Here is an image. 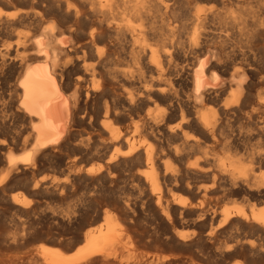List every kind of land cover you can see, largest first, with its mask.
<instances>
[{"label": "bare ground", "instance_id": "6f19581e", "mask_svg": "<svg viewBox=\"0 0 264 264\" xmlns=\"http://www.w3.org/2000/svg\"><path fill=\"white\" fill-rule=\"evenodd\" d=\"M246 24L251 28L264 29V0H0V85L8 86L6 97L0 94V208L7 211L0 214V255L19 248L21 241L26 239V229L20 218L30 214L32 202L22 192L13 193L9 200L1 196L15 182H25L30 197L40 196L38 188L43 179L34 181L31 186L30 176L44 158L56 151H64L70 144L82 112L92 118V114L85 113L88 105L94 107L95 118L92 119L99 122V130L107 135L109 142L99 143L96 150L101 165L89 168L86 174L100 184L108 182L112 169H123L132 163L143 167L142 172L136 174L138 180L134 181L143 182L157 195L155 203L160 216H155V220L173 223L177 214L181 216L190 208V203L177 204L175 197L176 200L171 202L166 198L170 193L174 194L181 183L187 182V189L192 190L194 187L189 180L199 176L208 177L212 186L208 185L212 188L198 187V194L207 196L215 188L226 185L259 204L264 202L262 143H259L260 149L248 148L250 136L240 137L230 126H225L226 123L241 122L247 134L255 133L259 138H255L256 143L264 135V94L257 91V83H264V78L258 76L260 72L257 74L252 70L255 69V58L259 55L264 58V46L255 48V44L244 41L241 30L240 38H235L232 35L236 32L230 35V30L226 29ZM235 65H239L236 71ZM231 67L235 72L230 73L229 78H222L220 75ZM70 89L72 92L68 93ZM84 116H81L83 120ZM129 120L134 128L133 136L124 135L119 128V124ZM80 142L82 145L79 144L78 148L81 151L85 143ZM218 147L225 151V157H218L215 153ZM19 149H23V153L15 154ZM194 154H199L200 158L188 163ZM65 182V186L69 184ZM94 185L96 187L97 183ZM116 200L121 199L116 197ZM145 206L149 205L143 203L141 213H135L136 209L131 213L126 209L130 210V206L124 210L120 205L121 210L116 211L118 207L115 210L120 212L118 216L129 221V231L135 234L139 243L146 238L160 240L156 232L151 233L144 228L154 221L145 220ZM256 207L250 208V214L234 209L237 213H233L222 208V226L218 230L211 226L207 235L218 237V232L231 226L235 230V225L245 223L260 229L264 236V207ZM11 211L14 214L7 217ZM101 211L102 214H98L91 223L83 224V227H91L79 233L68 245L70 250L76 248L72 255H63L57 247H47V244L40 247L34 257L0 258V264H113L110 260L113 255L107 248L114 242H120L124 231L118 230L119 218L115 211L114 215L107 209ZM206 216L197 214L201 222L206 220ZM4 219L9 220L10 227L14 228V232L9 231L11 234L7 232ZM144 221L146 225L142 227ZM122 228L127 229L123 225ZM138 258L144 261L147 257ZM166 261L164 257L156 256L154 263L167 264ZM168 264H172L171 261Z\"/></svg>", "mask_w": 264, "mask_h": 264}, {"label": "rangeland", "instance_id": "374dc122", "mask_svg": "<svg viewBox=\"0 0 264 264\" xmlns=\"http://www.w3.org/2000/svg\"><path fill=\"white\" fill-rule=\"evenodd\" d=\"M241 26H242V28H241ZM241 26H239V28H241V29H239V28H234L233 29L232 26H229L230 28L226 27V29H228L227 31L230 30L228 32L229 34L231 32L230 35H232V34H234L236 32L235 35H232L235 38H237V37L240 38L241 34L243 33L242 35H244V36L242 38L244 39V41L245 42H248V43L250 42L252 44H255V45H253L255 48H261L262 46H264V29H260V28H257V27H255V28L252 27L251 28V26L248 25V24L241 25ZM245 29H247V30L245 31ZM252 29H254V30H252ZM240 30H241L242 33H240ZM233 31H235V32H233ZM247 31H249V33H247ZM256 31L259 32V33H257ZM248 36H251V37H248ZM263 60H264V58L261 55H259L258 57H256L255 58V63L253 65L254 66L253 68H255V69H252L257 74H258V72H260L258 74V76L261 79L264 78V65H262V64H264ZM237 66L239 68V65H235V67L233 66L235 68V71L238 70ZM257 67H258V69H257ZM234 68H232V67L229 68L228 71H224V73L222 75H220V76L222 78H227V77L229 78L231 76V74H233L235 72L234 71ZM224 74H226V75L224 76ZM262 74H263V76H261ZM3 84L0 85V88H1L0 94L3 97H6L7 90H8L7 89L8 86H5ZM257 84H258L257 85V91H258V93H262L263 92L262 94H264V83L258 82ZM68 91H69L68 93H71L72 92L71 89L68 90ZM85 91H87V89H85ZM85 109H86V111L84 110L85 113L92 114V118L94 119L95 118V117H93V114H94L93 113V109H94V107L88 105V106H86ZM81 116H84V113L83 112L80 114V117H79L80 118V124H82V125H80V124L79 125H76L75 127H77V128H74L73 129L72 139H71V142H69L70 144H68L69 146L67 145L66 148L64 149V151L62 150V152H57L56 151L52 155L48 156L47 159L44 158L46 161L43 159L40 167L37 170H35L32 173V175L30 176V178H29V184L31 183V186L34 183V181L35 182L36 181L39 182L41 178L43 179V183H42V181H40V183H39L40 185H39V188H38L41 191L40 192V196L39 197L38 196L37 197H30V195L28 194V191L29 190H27L28 187H27L26 184H24L25 182L24 183H19V182L12 183L11 189L9 191H7V193H5L4 195L1 196L2 198H4V196H5V199L9 200L10 196L13 193L22 192V194L27 195V197H29L30 201H32V202H31V205H30V208H29L30 214L28 216H25V215L24 216H21V218H20V220L22 222H24V226L23 227H25V229H26L24 239L25 238L26 239L24 240V242L21 241L22 243H20V247L19 248L16 247V248L11 249L10 251H6V253L0 255V258H2V259H8V258H15V257H20V258H22V257L23 258L24 257L26 258V257H29V256L34 257V256L37 255V252H38L39 248L40 247H43V246H45L47 244H48L47 247H53V248L57 247V249H59L63 255H67V254L68 255H72L73 253H75V249L76 248L75 249L73 248L74 250L73 249L70 250L69 247H68V245L70 244L71 241H73L75 239V237H77L78 235L82 234L89 227H91V225L90 226H86L87 228L86 227H83V224L84 223H88V224L91 223L92 220H94V218L98 214H102V211L101 210L104 211L105 209H107V211L112 212L113 215H114V213L116 211H120L121 208L122 209L124 208V210H125V207L126 206H130L129 207L130 210L128 209V207L126 209L128 211H131V213L134 212L135 209H136L135 213H137V212H140L141 213L143 211V209H141V205L143 203H145V204L147 203L150 206V208H149V206L148 207L145 206L144 214L143 215H144V217H146L145 220H147V219L148 220H150V219L152 220L153 219L154 221H153L152 224L149 223L148 226L145 224V221H144V223L142 222L141 225H142V227H144L146 225L144 228L147 229L148 231H151V233L156 232L155 234H157V236L160 237V240L157 241V240H153L152 238H146L147 240L146 239L144 240L145 243L144 242L143 243L137 242L138 239L135 236V234L132 233L131 231H129V225H128L129 224V221H127V220L121 218L120 216H118V215H120V212H118L119 214L116 212L117 214H115V216H117V218H119L121 220L120 221L118 219V224H119L118 225V230L120 231L122 229L124 231V236L122 237L123 239H120V242L119 241H118V243H115L114 242L112 245L108 246V248L110 250L107 248L108 253H111L116 258V259L115 258H112L113 256L110 257V260L112 261L113 264H116V263L117 264H131V263L132 264H140V263L141 264H146L145 261H147V263L150 262L149 264H151V263L155 264L154 263V260H155L156 256H158V257L160 256L161 258L164 257L165 259H167V261H166L167 264H168L169 261H171L172 264H175L176 262H177L176 264H264V251H263L264 250L263 249L264 248V236H263V233L261 232V230L258 229L257 227L255 228L253 225H247L245 223H239V224L235 225V226H237V227H235V230H234V226L233 227L231 226V227H228L226 230L225 229L222 230L223 232L222 231L221 232H218V235H219L218 237L216 235H215L216 237L215 236H210L211 237V239H210V237L207 235L209 228L211 229L213 227L212 229H215L217 227V230H218V227L219 226L220 227L222 226V220H221L222 218H221V215H220L221 214L220 213L221 212L220 210L228 209V210H231V212H233V213L240 212V213L250 214L249 211H251L250 210L251 207L253 208V207H256L257 206L256 208H258V207L259 208H263L264 207V204H263L264 202H261L259 204V202L257 200H254V199H252L251 197H249L248 195H245V194L235 193L233 190H231L226 185L223 186V187L222 186H219V187L215 188V191L212 190V192L209 195H207V196H204L201 193L198 194V192H196V188H198V187L200 189H204L205 187L206 188L208 187L207 189H211L212 188V187L209 186L210 184L212 186V183H211V180L208 177H205L204 178V177L199 176V177H196V178L193 177V178H191L189 180V183L191 185L193 184L191 187H194L192 190L187 189L186 184H185L187 182L181 183L179 185V187L177 189H175L177 192L175 191L174 194L173 193H170V195H168L169 197L167 196V198H166L170 202L171 201H175L177 199V201H175V203H177V204H179L180 202L182 203L184 201L187 202V203L192 204V206L187 209L190 213L186 210L187 213L185 211L183 214H181V216L179 214H177V217H174L173 218V223L171 222L170 224H169V222L168 223L167 222H163V221L161 222L160 219L155 220V218L159 215V213H158L159 211L157 210V205H156L157 198H158L157 195L151 190V188L149 186L145 185L143 182H141V181L135 182L136 180H138L136 178V174L141 173L142 170L144 169L143 167L139 168L140 167L139 165H136L135 163H132L130 165L128 164L126 166H123V167H126V168L121 167L123 169H119V170L118 169H116V170L115 169H112L111 172L108 175V176H110V178L107 179V181H108L107 183H100L99 184V182L93 181L91 179L92 177L90 175H87L89 168H97V167H99V165H101L100 164L101 163V160H99V158L97 156L98 151L96 150L97 148H99V145H100L99 143H101V144H107L109 141H108V137H106L107 135L101 133V131L99 130L100 129L99 122L97 123L92 118H90L88 116H84L85 123H83L84 120L81 118ZM86 119H87V121H86ZM92 121L95 122V123H93ZM92 123L95 126L92 125ZM237 123L239 124V126H238ZM228 124H230V125H228ZM232 124H234V125H232ZM89 125L91 127H93L94 130ZM225 126H230L232 129H234L236 135H240V137H245V136L246 137H249L250 136L251 141L249 143L248 148H253L254 147V149L255 148L260 149V147L261 148L264 147V135L262 136L260 142H257L258 143L257 144L256 141L259 138H257L254 135L255 133H253L251 135L247 134V132L245 131V129H243L244 126L241 124V122L226 123ZM80 127H81V129H80ZM230 127H229V129H230ZM119 128H120V131L124 135H127V134L128 135L130 134L129 136H133L134 135L133 124H132V122L130 120L119 124ZM90 131H91V133H90ZM89 134H91V136ZM94 134H97V135L95 136ZM85 137H87V138H85ZM92 137H93V139H92ZM84 138L86 139V141L87 140L88 141L85 142V139ZM138 138L139 137H137V139ZM255 138H257V139H255ZM83 139H84V141H83ZM89 140H91L92 142H90ZM100 140H102V141H100ZM80 141H82L83 144L85 143L84 145H85V147L87 149L85 147L83 148V146H84L83 145L82 146L83 150L80 151V149L78 148V145L79 144L82 145V143ZM75 142H76V144H75ZM77 142H78V144H77ZM94 142H95V144H94ZM253 142L256 143V144H254ZM259 143H262V144H260L261 146L259 145ZM251 144H253V145H251ZM88 145H89V148H88ZM95 145H97L96 148H95ZM76 146H77V148H76ZM23 151H24L23 149L22 150L19 149V150L15 151V154H22ZM223 151L224 150L221 149V147H218L215 150V153L217 155H219L218 157H220V156L221 157H225L226 156L225 155V151H224V154L222 153ZM56 154H58V155H56ZM199 158H200V155L199 154H196V155L194 154L188 160V163H192V162L198 160ZM49 165H50V167H49ZM66 165L70 169H68V167ZM75 170H77V172ZM136 170H138V171H136ZM262 173H264V172H262ZM69 174H71L70 175L71 177L69 176ZM116 174H117V176H116ZM124 174H126V175L124 176ZM131 175H133V176H131ZM65 177H66V179H65ZM89 177H91V178H89ZM120 177H121V179H120ZM122 178H124L123 179L124 181L122 180ZM44 179H45V181H44ZM89 179L92 180V181H90ZM112 179L114 180V182H113ZM52 180H54V182H55L54 186H52L53 185V181ZM59 180H60V182H59ZM65 180L69 182V184H66V186H65V183H66ZM111 181H112V183H111ZM120 181H121L122 184H120ZM58 182H59V184H58ZM61 182H63V184ZM96 183H97V185L95 187L94 184H96ZM70 184H71V186H70ZM72 184L75 185V186H73ZM126 184H128V185H126ZM138 184H140V185H138ZM43 185H45V186H43ZM111 185H115V186H111ZM131 185H132V187H131ZM200 186L201 187L203 186V187L201 188ZM12 188H13V190H12ZM54 188H56V189H54ZM94 188H95V191H94ZM110 189H112V190L110 191ZM226 189L228 191H225ZM53 190H54V192H53ZM142 190H143V193H142ZM144 190L146 192L149 191L148 193L151 195L152 199H151L150 195L148 193H146ZM99 191H101V192H99ZM220 191H223V195L224 196L222 195V192L220 193ZM91 192H93V194H96V195H93ZM104 193H105L106 196L104 195ZM109 193H111V194L109 195ZM64 194H66V195L64 196ZM218 195H220V196L222 195L221 198H219L220 196H218ZM240 195L241 196L243 195L245 198L243 196L241 197ZM89 196H91V197H89ZM99 196H100V198H102V200L99 198ZM103 196H105V197H103ZM185 196H187V197H185ZM61 197L63 199H61ZM108 197L109 198L111 197L112 200L116 201L115 203L118 206H116L115 203L113 204L114 201H112L111 199L108 200L109 199ZM116 197L118 199H121V200H119V201L116 200ZM138 197L141 198V199H139ZM104 198H106V199H104ZM217 198L220 199V200H218ZM126 199H128V201ZM243 199H245L246 201H244ZM122 200L123 201L125 200V202H123ZM152 200H153V202H151ZM140 201L142 202V204H140L141 203ZM85 202L86 203L89 202L90 205H92V206L94 204V206L93 207L92 206L90 207ZM92 202H93V204H92ZM121 202L122 203H125L126 206H124V204H122ZM254 202H255V204H254ZM101 203L102 204L104 203V204L102 205ZM126 203H128L129 205L126 204ZM112 204H113V206H111ZM251 204H252V206H251ZM114 205H115V207H114ZM120 205H121V208H119ZM206 206L209 207V208H207ZM210 206L212 208H216V209H213L214 210L213 211ZM246 206H248V207H246ZM117 207H118L119 210L117 209ZM87 208L90 209V210L88 211ZM94 208H98V209H94ZM222 208H224V209H222ZM138 209H140V210H138ZM190 209H192V210H190ZM233 209L234 210H237V212L236 211L234 212ZM3 210H4L3 208H0V214L7 212L6 209H5V212H3ZM72 210H74L75 212L72 211ZM91 210H93L94 212L93 211L91 212ZM152 210L157 215L154 212H152ZM192 211H193V213H191ZM218 211H219V213H218ZM150 212H151L152 215H150ZM198 212L200 213V215H201V213L204 214V215L207 214L206 220H202V222H201L200 221L201 218L200 217L197 218V214H198V216H200ZM209 212L211 214L213 212H215V215L212 214L214 217L211 216V214ZM83 213H85V214H83ZM148 213H149L150 217H149ZM13 214H14V211L13 212L11 211V212L7 213L6 215H7V217H11V215H13ZM195 214H196V217H195ZM178 215L180 217H183V218L181 219ZM152 216H153V218H152ZM178 217H179V219H178ZM217 217L219 218V220H218ZM4 218H6V217H4ZM22 218H24V219H22ZM199 218H200V220H199ZM211 218H213V219H211ZM6 219H8V218H6ZM6 219H4V222L7 224V227H8L7 232L8 233L14 232V228L10 227L11 224H10L9 220H6ZM122 219L124 220V222L122 221ZM220 220H221V223H220ZM8 223H9V225H8ZM210 223H211V225H210ZM243 224H245V225H243ZM95 225H97V224H95ZM95 225H93V226H95ZM122 225H123V227L125 226L128 229V231H129L130 234L127 232V229L122 228ZM241 225H242V227H241ZM246 225H247V228L248 229L246 227H244ZM237 228H239V229L236 230ZM253 229H255V231ZM27 232H29V235L26 234ZM224 232H227V233H224ZM180 233L183 234L184 237H183V235H180ZM250 233H251V235H250ZM177 234H178V236H177ZM258 234H259V236H258ZM26 235L29 236V237H27ZM130 235H133V236H130ZM171 236H173V237H171ZM178 237L180 239H178ZM37 238H39V239H37ZM129 238H130V240H129ZM186 239H188V240H186ZM173 240H175V241H173ZM130 242L131 243L133 242V243L131 244ZM176 242H178V243H176ZM116 244H117V246H116ZM118 244L120 246L122 244V246H121L122 248ZM239 244H240V246H239ZM245 244H246V247H245ZM40 245H42V246H40ZM124 245H126V246H124ZM241 245H243V246H241ZM261 245L263 246L262 249H261V247H262ZM111 246H113V248ZM231 246H233V247H231ZM257 247L259 248V250H258ZM29 248H31L32 250L29 249ZM232 248H235V249H232ZM34 249H35V251H34ZM116 249H118V250H116ZM256 250H257V252H256ZM114 251L117 254L116 253L115 254L112 253ZM244 251H246V252L244 253ZM9 252H10V254L8 255ZM233 252H234V254L232 255ZM240 252H241V254H240ZM24 253H25V255H23ZM69 253H71V254H69ZM258 253H260V254H258ZM4 255H6V256H4ZM137 255H139V256H137ZM143 256H146L148 259L146 258L143 261V260H141L142 258L141 259L138 258V257H143ZM117 257H119V258H117ZM135 258H136V260H135ZM137 261H139V262H137ZM97 264H99V263H97Z\"/></svg>", "mask_w": 264, "mask_h": 264}]
</instances>
